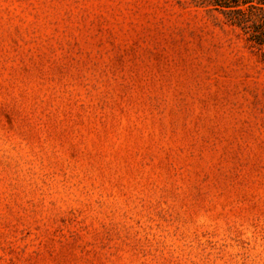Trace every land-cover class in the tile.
Segmentation results:
<instances>
[{
	"label": "rangeland",
	"instance_id": "rangeland-1",
	"mask_svg": "<svg viewBox=\"0 0 264 264\" xmlns=\"http://www.w3.org/2000/svg\"><path fill=\"white\" fill-rule=\"evenodd\" d=\"M194 0H0V264H264V48Z\"/></svg>",
	"mask_w": 264,
	"mask_h": 264
},
{
	"label": "trees",
	"instance_id": "trees-1",
	"mask_svg": "<svg viewBox=\"0 0 264 264\" xmlns=\"http://www.w3.org/2000/svg\"><path fill=\"white\" fill-rule=\"evenodd\" d=\"M198 5L223 13L227 21L239 27L245 39L264 48V0H194Z\"/></svg>",
	"mask_w": 264,
	"mask_h": 264
}]
</instances>
